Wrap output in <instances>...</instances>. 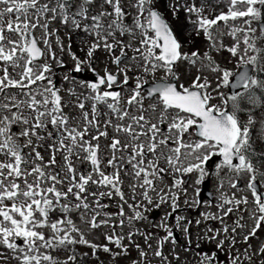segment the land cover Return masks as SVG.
Segmentation results:
<instances>
[{
    "label": "snow or ice",
    "instance_id": "1",
    "mask_svg": "<svg viewBox=\"0 0 264 264\" xmlns=\"http://www.w3.org/2000/svg\"><path fill=\"white\" fill-rule=\"evenodd\" d=\"M157 3L0 0V264H85L79 257L89 253L78 246L113 261L134 246L131 264H264V150L253 139L255 110L264 112V0H170L173 18L183 10L205 38L203 52L183 50ZM80 33L84 59L71 45ZM97 51L108 60L102 74ZM223 52L238 71L217 62ZM64 55L74 65L62 76L66 88L55 71ZM83 65L94 81L71 75ZM213 157L219 202L193 219L188 208L201 201H189L185 177L201 184ZM164 205L171 211L152 225L163 235L135 226L147 219L140 209ZM97 232L107 243L89 239Z\"/></svg>",
    "mask_w": 264,
    "mask_h": 264
},
{
    "label": "rangeland",
    "instance_id": "2",
    "mask_svg": "<svg viewBox=\"0 0 264 264\" xmlns=\"http://www.w3.org/2000/svg\"><path fill=\"white\" fill-rule=\"evenodd\" d=\"M162 2V3H161ZM189 3H195L197 6H200L202 0H188ZM169 3L170 0H158L157 3V7L160 9V11L164 12L166 14V18L168 20V22L170 23V25L172 26V28L175 31V34L177 35V37L179 38L180 42L183 44V50L185 52H191L193 50H197L199 49L201 52H203L204 50H206V45L207 42L205 40V38L203 37V35L201 34L200 36H196L195 33L193 32V27L191 25V23H189L188 19H187V14L181 10V12L179 13V19H175L173 18L170 10H169ZM216 11H219V9H216ZM194 18V17H193ZM60 35L62 37V39L64 40L65 45H67L69 43L68 37L64 34V30L61 29L60 31ZM84 36V34H73L71 37V45H72V51L75 54L78 55H82L84 54V52L86 51V48L82 51V45H81V39ZM226 43H228V41H225ZM117 54H118V50H117ZM216 60L217 62L225 68H228L230 70L233 71H238V69L236 68V61L234 58L230 57V54L227 52H223L220 55H216ZM63 59L66 62V66L62 69H55L56 71V81H57V86L60 87H69V85L65 84L62 81V76L68 72V70L70 68H72L74 65L71 61V58L68 55H64ZM83 59V57H82ZM98 61L99 62V69H97L98 72L103 73V68L105 67V65L108 63V60L106 58V54L103 51H97L96 53V60L94 62ZM112 67L114 68L115 66L112 65ZM177 71L180 73L181 75V80L180 83H184V84H189L190 83V76L188 73V70L186 69L185 66L181 65ZM78 77V74H76ZM77 83H79L80 81L76 80ZM221 91L228 93L227 88H222ZM214 102H218V101H214ZM66 112L70 111V109H65ZM261 117H264V112H260L259 109L255 110V119H256V125L255 128L253 129V139L256 141V147L258 150H264V139H258L259 134L261 133V123H260V119ZM103 143V141H102ZM46 158H47V154H45ZM206 168V167H205ZM262 170H264V166H262ZM206 171H208L209 175L205 177V179H209L210 180V184H209V190L212 192L213 198L211 200L212 203H210L209 201H204L202 203H200L199 207H192V208H188L187 214L195 219L198 217L200 212H215L216 208L215 205L219 202V195L220 192L217 191L218 185L220 183V180L217 178L216 176V169L214 168L213 170H210L208 168H206ZM226 171V170H225ZM215 176V178H213ZM220 176L223 178L224 181V187L221 189V191H223L225 194L231 196L233 190L229 187L228 185V178L225 175L224 172H221ZM197 179V174H191L189 177H185L186 180V187L188 188V199L189 201L192 200H197V192L200 188V184L196 185L195 184V180ZM258 182L261 188V191L264 192V182H262L259 177H258ZM241 187L243 188V186L246 184L247 180L246 179H242L241 180ZM246 195H249V198L251 199L250 193L249 192H245ZM108 202V201H105ZM115 201H112V207L110 209H108V211H112L115 212L117 211L116 206H115ZM209 204L211 206H209ZM181 206L182 208L185 207L183 204V200H181ZM148 210L145 211L144 209H140L143 214L147 217L146 220L144 221H138V222H134L135 226L138 227L141 231H146V232H158L160 235H163V231L157 228H153L152 225L153 224H159L161 221V218L164 216L166 211H171L170 208H168L167 205L162 206L160 209H154L152 208V206H147ZM125 212L128 215H131L130 210H128L127 208H125ZM181 214H185L183 212H181ZM152 218V220L150 221V219ZM118 219V218H117ZM232 219H236L235 216L232 217ZM78 222V221H77ZM169 223L170 224H174L175 221L172 217H169ZM210 225H214L215 227H219V224L213 221H208L206 222ZM229 223H231V221H229ZM103 231L105 232H109L110 229H103ZM129 231V228L127 226V224H125L124 228H123V233H121V229L119 227L116 228V232L117 234H126ZM175 237L176 239H179V242L182 244L184 242V237L183 234L180 233L179 231H175ZM261 238L264 239V233L261 234ZM89 239L94 240L97 243H107V241H105L103 239V237L101 236V234L99 232L96 233L95 236H89ZM136 242L140 243L141 246H144V241L141 237L136 236L135 237ZM124 243H128L127 240L124 241ZM255 243V241H254ZM113 247V250L116 251V249ZM147 250V249H146ZM78 251L80 253H89V255L87 257L85 256H80V259L85 261V264H95L96 260L94 258L91 257V250L88 249L85 246H78ZM165 254L167 255V249H165ZM98 260L101 261V264H131V262L133 260H137L139 258L138 256V251L134 246H130L129 247V252H128V256L127 258H117L116 261H113L110 256L108 254H105L103 252H100L98 255ZM150 259H152V264H159L158 259L156 258H152L150 257Z\"/></svg>",
    "mask_w": 264,
    "mask_h": 264
},
{
    "label": "water",
    "instance_id": "3",
    "mask_svg": "<svg viewBox=\"0 0 264 264\" xmlns=\"http://www.w3.org/2000/svg\"><path fill=\"white\" fill-rule=\"evenodd\" d=\"M79 73V78L85 82H92L94 81L95 77H88V72L83 70L81 72H78ZM92 74L95 76V73L92 72ZM73 75H75L73 73ZM150 84L148 85H145V88L149 87ZM232 90L230 88H228V93H230ZM215 161H219V158L218 157H213V159L206 163V166H208L209 164H213ZM258 191L259 188H258ZM198 198H199V201H203L204 199H207L209 201L212 200V194L209 192V181L208 180H205L204 182H202L201 184V189L199 190V193H198ZM152 220V218L150 219V221ZM178 240V239H177Z\"/></svg>",
    "mask_w": 264,
    "mask_h": 264
},
{
    "label": "flooded vegetation",
    "instance_id": "4",
    "mask_svg": "<svg viewBox=\"0 0 264 264\" xmlns=\"http://www.w3.org/2000/svg\"><path fill=\"white\" fill-rule=\"evenodd\" d=\"M82 56H85V54H83ZM82 67H83V69H86L88 71L89 77H93L92 71L89 69V67L87 65H83ZM94 67L96 68V70L99 69V62L98 61L94 62Z\"/></svg>",
    "mask_w": 264,
    "mask_h": 264
},
{
    "label": "trees",
    "instance_id": "5",
    "mask_svg": "<svg viewBox=\"0 0 264 264\" xmlns=\"http://www.w3.org/2000/svg\"><path fill=\"white\" fill-rule=\"evenodd\" d=\"M162 3V2H161ZM162 12V11H161ZM165 16L166 14L164 12H162ZM80 34H83V33H80ZM258 181V180H257ZM80 253V252H79ZM80 258V257H79ZM96 260L95 264H101V261H99L97 258H94Z\"/></svg>",
    "mask_w": 264,
    "mask_h": 264
}]
</instances>
